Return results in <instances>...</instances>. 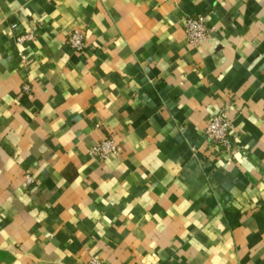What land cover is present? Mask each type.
<instances>
[{"label":"crops","instance_id":"1","mask_svg":"<svg viewBox=\"0 0 264 264\" xmlns=\"http://www.w3.org/2000/svg\"><path fill=\"white\" fill-rule=\"evenodd\" d=\"M90 258L264 264V0H0V264Z\"/></svg>","mask_w":264,"mask_h":264},{"label":"built area","instance_id":"2","mask_svg":"<svg viewBox=\"0 0 264 264\" xmlns=\"http://www.w3.org/2000/svg\"><path fill=\"white\" fill-rule=\"evenodd\" d=\"M185 38L189 45L197 46L209 38V29L204 16L188 17L183 25ZM33 36L32 31L26 35L17 38V42L22 44L30 40ZM68 46L78 52L86 49L84 35L79 31L72 32L67 39ZM23 94H29V85L23 84L21 88ZM205 139L210 142L219 151L228 153L231 147L232 127L231 123L221 114L213 116L208 122L204 131ZM116 151V146L111 138L102 140L95 145L91 153L99 159L105 160ZM85 264H105L98 258H90Z\"/></svg>","mask_w":264,"mask_h":264}]
</instances>
